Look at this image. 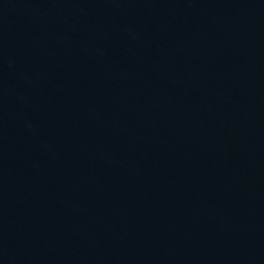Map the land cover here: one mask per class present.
Instances as JSON below:
<instances>
[{
    "label": "water",
    "instance_id": "obj_1",
    "mask_svg": "<svg viewBox=\"0 0 264 264\" xmlns=\"http://www.w3.org/2000/svg\"><path fill=\"white\" fill-rule=\"evenodd\" d=\"M0 264H264V0H0Z\"/></svg>",
    "mask_w": 264,
    "mask_h": 264
}]
</instances>
